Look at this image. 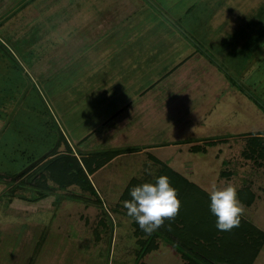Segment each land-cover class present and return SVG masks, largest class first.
<instances>
[{
  "label": "rangeland",
  "instance_id": "1",
  "mask_svg": "<svg viewBox=\"0 0 264 264\" xmlns=\"http://www.w3.org/2000/svg\"><path fill=\"white\" fill-rule=\"evenodd\" d=\"M158 1H135L141 10L118 22L131 26L139 18L145 25L134 28L136 46L150 45L152 58L142 70L149 71L152 91L142 101L139 82L132 86L129 79L128 97L101 92L110 83L101 81L105 74L128 71L99 67L94 55L96 23L105 13L98 7L108 0H0V264H139L132 218L116 207L131 178L156 176L160 164L148 154L121 155L89 176L98 189L61 188L44 210L25 202L34 194L30 187H19L13 199L2 194L12 181L1 173L16 178L58 142L64 149L67 138L83 149L77 136L96 130L89 139H97L115 121H104L115 110L128 131L135 133L137 121L144 127L128 149L150 143L149 155L205 189L213 182L249 186L257 198L243 203V216L264 230V156L259 148L247 151V136L264 130V0H196L191 10L188 1ZM174 41L183 43L177 53L159 49ZM164 51L166 62L158 56ZM190 55L178 66L176 60ZM81 78L91 84L86 91L78 89ZM209 139L217 142L206 152L192 150ZM160 143L167 145L154 147ZM159 241L143 261L183 264L168 239ZM253 264H264V246Z\"/></svg>",
  "mask_w": 264,
  "mask_h": 264
},
{
  "label": "trees",
  "instance_id": "2",
  "mask_svg": "<svg viewBox=\"0 0 264 264\" xmlns=\"http://www.w3.org/2000/svg\"><path fill=\"white\" fill-rule=\"evenodd\" d=\"M263 135L264 130L258 135L247 136V151L251 150L255 153L259 148L262 149L261 153L264 156ZM62 137L65 139L63 134ZM65 141L64 151L59 150L61 142H58L55 149L18 178L1 173V177L12 181L2 194L6 195L9 192L12 194L10 198L13 199L21 186H31L34 190L32 199L36 200L54 194L57 189L71 186L92 191L94 186L89 179L91 174L105 166L115 156L133 151L126 147L108 148L93 150L85 155L81 153L83 155L78 157L67 139ZM216 142L214 139H209L204 142L205 145H193L192 150L206 152V146L214 145ZM150 157L160 164L156 176L151 180L141 177L131 178L120 195V202L116 208L127 215V210L121 203L131 199V189L145 182H154L160 175H167L173 186L178 189L182 206L174 219L165 220L164 225L151 235L146 234L132 218L133 233L139 247L137 248L139 264H148L142 259L159 248L161 238L168 239L177 249L183 264H253L264 246V230L242 216L238 227L231 231H219L216 228V217L210 209V196L205 188L162 163L152 154ZM238 196L242 203L251 205L255 202L257 194L249 186H245L238 189ZM76 199H80V196L77 195ZM41 241L43 242L44 239L41 238Z\"/></svg>",
  "mask_w": 264,
  "mask_h": 264
},
{
  "label": "crops",
  "instance_id": "3",
  "mask_svg": "<svg viewBox=\"0 0 264 264\" xmlns=\"http://www.w3.org/2000/svg\"><path fill=\"white\" fill-rule=\"evenodd\" d=\"M115 1L116 2H113V4H111L112 0L111 1L108 0V3L110 2V4L106 5L105 3H103L98 7L99 11L105 12V13H104V17H102V19H100L96 23V26H97L96 33L93 35L94 55L97 59L100 60V64H99L100 66L99 67H101V64H104V65H106V68H109V69L110 68L111 69L123 68L126 71L127 70L128 71H127V73H124L123 75L122 74L117 75V74H113V73L105 74V77H103L102 79L100 78L101 81H109L110 83H108V85L106 83L105 84L103 83L101 92L103 93V91H108L104 95L111 96L113 98H114V96L115 97H122L124 93L128 97V91L124 92V90H125V87L127 86V80L129 79L130 84L132 83V86L134 85L135 82H139L137 84V88H135V91L137 92V95L141 96V97H139V96H137V97L142 99V101H143L144 100L143 97H148L150 92L152 91V89H151L150 83H148V81L150 79L149 78L150 76H148V74H149L148 69H147L146 74H143L142 70L144 69L145 66L149 65L152 58L150 57L151 53L149 52L150 45H145V48H138L136 46L135 41H138L137 40L138 37L135 35L134 28H145V25H138L139 24V20H138L139 18L137 19V21L132 23L131 26H129L126 23H119L118 24L119 20H121L120 18H124V17H120V15L123 16V14L128 15L130 13L134 14V13L140 11L141 8H140L138 3H135V1H138V0H119V1L115 0ZM186 1L190 2L191 4L189 5V3H186V4L183 3ZM158 2H161V3L165 2L166 5L168 4L166 0H159ZM193 2L195 3L196 0H183L182 1L183 4L188 6L189 10H191L192 7L195 8L197 6V3L194 4ZM173 6H176V5L173 4ZM118 8H119V10H118ZM106 11H108V12H106ZM180 46H183L182 41L181 42H178V41L167 42V45H166V43L163 42V44H160L159 49L160 50L161 49H163V50L170 49V50H173L174 52L177 53V50H181ZM134 47L137 50L135 52H132L131 50L134 49ZM134 56L136 58H134ZM140 56H143V57H140ZM158 56L161 57L160 60L162 62H166V59H165V57L167 56L166 51H164L163 53H160ZM190 57H191V55L186 57V58H179L178 60H176V62L178 61V63H177L178 66L183 65V63L186 62ZM129 66H131V67L129 68ZM137 68H138V70H137ZM172 71L173 70H171L169 72V74H171ZM165 74H164V76H165ZM86 78H88V77H86ZM86 78L80 79L81 84L78 85V89L80 91H82L83 89L86 91L87 89H89V86L91 85V84H87ZM114 81H120L122 83L120 85L119 84L114 85L113 84ZM140 81L141 82L145 81V83L142 84V83H140ZM83 82H85V84H83ZM98 82L99 81L95 80L94 84H92V85H95V87H96V86H98L97 85ZM110 91H118V92L116 94L112 95V94H108ZM131 91L133 92L134 90H130V92ZM135 91L131 94L133 97L132 98L130 97V101L127 103L128 104L127 106H129V107H133V106L137 105V103L134 101L137 98ZM141 106H143V105H141ZM66 109H68V107H66ZM66 109H64V110H66ZM142 109L144 110V106L142 107ZM120 110H123V109H120ZM120 112L121 111H119V110H117V111L115 110L114 115L111 117L108 114L107 118L104 121L106 122V120L108 121L110 119L115 120V121L113 122L112 125H103L104 128L102 129V127H101V129L99 130L100 132L97 135V139H95V138L89 139L96 130H92V131L86 133L85 135L81 134V135L77 136V139H78L77 144L82 145L83 149L78 148L75 145V143H73V141L71 142L67 138V142L72 146L74 153L78 157H80L83 154L85 155L88 152L93 151V150H102V149H108V148H121V147L129 148L126 145L131 144V142H132L131 140H133V138H135V136L141 135V132L143 133V131H144V127L140 124L141 121L140 122L137 121V123L134 127L135 133L128 131L127 126H126L127 125L126 121L121 119V117H120L121 113ZM141 113H143V111H141ZM119 119H121V122L119 121ZM117 122H120V123H117ZM126 130H127V132H126ZM106 131H111L112 134H109V132H106ZM95 134L96 133H94V135ZM93 140H95V142L98 144H102V149H91L92 148L91 142ZM64 143H65V146H64L65 148L59 149V150L64 151L66 149V141ZM61 144H62V142H61ZM108 144H110V145L108 146ZM149 144L150 143L138 144L137 146H142V147H138L137 149H133L134 151H132V152L136 151L135 153L138 152V153L148 154V155H146V159H149L150 155H149V153H147V151H148L147 148H149V146H148ZM163 144L167 145V143H160V144H156L154 147H158V146H161ZM170 144H172V143H170ZM106 146H108V147H106ZM81 153H83V154H81ZM125 153L130 154L131 152H124L120 155H117L109 163L115 161L121 155H124ZM109 163H107V164H109ZM105 166L101 167L100 169L104 168ZM100 169H98V170H100ZM30 188L33 189L31 186H30ZM94 188L98 189L96 187V185L94 186ZM59 191H61V189L55 190V193H57ZM54 194H51V195L44 197V198H41L39 200L32 199V195H30L29 196L30 198L26 197V199H24V200H26L25 202H28L31 207H33L34 205H37V206L40 205L39 207L43 208L42 210H44L47 207H49V208L53 207L52 206L53 203L58 201V198L55 199V201L53 200L52 195H54ZM15 199H20V198H15ZM28 199H30V200L28 201ZM49 199H51V201ZM72 199H74V198H72ZM76 200H78V199H76ZM40 201H41V203H39ZM35 202H37V203H35ZM35 208H36V206H35ZM42 235H44V233ZM41 238H43L45 240L46 236L45 237L42 236ZM43 243H44V241H43ZM40 252H41V249L39 250L37 255L40 254ZM32 264H34V263H32Z\"/></svg>",
  "mask_w": 264,
  "mask_h": 264
},
{
  "label": "clouds",
  "instance_id": "4",
  "mask_svg": "<svg viewBox=\"0 0 264 264\" xmlns=\"http://www.w3.org/2000/svg\"><path fill=\"white\" fill-rule=\"evenodd\" d=\"M205 191L210 196V209L216 217V228L231 231L238 227L245 206L239 199L237 186L232 183L221 186L213 182ZM130 196L131 199L124 201L123 207L148 235L161 228L165 220L174 219L182 206L178 189L167 175L133 187Z\"/></svg>",
  "mask_w": 264,
  "mask_h": 264
},
{
  "label": "water",
  "instance_id": "5",
  "mask_svg": "<svg viewBox=\"0 0 264 264\" xmlns=\"http://www.w3.org/2000/svg\"><path fill=\"white\" fill-rule=\"evenodd\" d=\"M46 155H43L42 157H40L39 159H37L34 163H32L31 165H29L28 167L24 168L21 172H19V174L16 175V178H18L20 175H22L24 172H26L29 168H31L33 165H35L38 161H40L42 158H44Z\"/></svg>",
  "mask_w": 264,
  "mask_h": 264
}]
</instances>
